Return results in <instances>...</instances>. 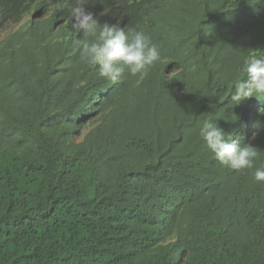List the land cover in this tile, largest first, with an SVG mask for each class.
Instances as JSON below:
<instances>
[{
  "label": "trees",
  "instance_id": "obj_1",
  "mask_svg": "<svg viewBox=\"0 0 264 264\" xmlns=\"http://www.w3.org/2000/svg\"><path fill=\"white\" fill-rule=\"evenodd\" d=\"M74 6L0 0V264H264V97L231 101L264 56V0H88L159 50L116 82L82 55ZM205 121L254 167L221 165Z\"/></svg>",
  "mask_w": 264,
  "mask_h": 264
},
{
  "label": "clouds",
  "instance_id": "obj_2",
  "mask_svg": "<svg viewBox=\"0 0 264 264\" xmlns=\"http://www.w3.org/2000/svg\"><path fill=\"white\" fill-rule=\"evenodd\" d=\"M87 3L88 0H75V6L70 9L72 29L85 37L81 43L82 55L90 64L99 66L101 77L112 82L125 70L132 76L147 74L149 67L160 58L151 38L143 31H125L118 24L101 25L95 14L86 9ZM89 37L95 39L90 41ZM241 71L245 75L233 84L231 101L234 105L251 96L264 97V56H248ZM199 135L221 165L236 171L254 167L259 156L257 149L231 135L226 137L225 130L217 123L205 121ZM253 179L264 182V167L255 169Z\"/></svg>",
  "mask_w": 264,
  "mask_h": 264
}]
</instances>
